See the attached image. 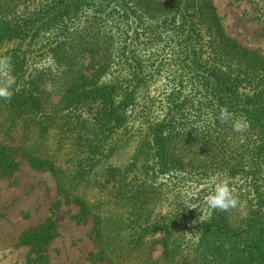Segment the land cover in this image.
I'll return each mask as SVG.
<instances>
[{
    "label": "trees",
    "instance_id": "1",
    "mask_svg": "<svg viewBox=\"0 0 264 264\" xmlns=\"http://www.w3.org/2000/svg\"><path fill=\"white\" fill-rule=\"evenodd\" d=\"M213 1L0 0V169L16 172L18 151L47 166L78 222L93 220L105 264H264V59L225 34ZM114 12L128 29L123 79L106 49ZM151 20L159 36L136 31ZM138 36L166 42L140 61ZM163 48L178 52L166 69ZM91 55L102 63L88 75ZM155 69L160 101L140 93ZM56 236L49 218L23 244Z\"/></svg>",
    "mask_w": 264,
    "mask_h": 264
},
{
    "label": "rangeland",
    "instance_id": "2",
    "mask_svg": "<svg viewBox=\"0 0 264 264\" xmlns=\"http://www.w3.org/2000/svg\"><path fill=\"white\" fill-rule=\"evenodd\" d=\"M213 4L225 34L241 46L257 51L264 59V0H214ZM120 15L121 13L114 12L107 17L106 25L111 28L114 38H108L107 44L110 46L106 49L111 53L109 56L115 58V65L112 64L113 75L123 79L130 75V67L121 54L127 41L128 29ZM85 19L92 25L91 32L99 31L101 37L106 29L97 28L93 16L88 15ZM154 21L144 25L147 29L139 26L136 31H145L150 37L159 36L162 30L153 26ZM81 28L82 25L78 29ZM88 33L90 32L85 31L83 34L91 37L92 43L96 45V40L92 38L94 34ZM138 38L135 40L136 54H131V57L134 55V59L138 58L140 61L147 59L152 52L162 51L161 47L166 42L164 40L161 43L158 39L151 42L150 38L145 40L142 36ZM133 48L132 45L131 49ZM177 55V49L174 51L163 48V59L158 60L155 65L166 69L167 63L172 62ZM118 62L120 63L116 66ZM83 63L88 66L87 74L91 75L96 73L102 62L96 55H91L83 59ZM38 64L36 60V65ZM144 75L147 78L152 73ZM147 80L146 88H141L140 93L148 92L154 100H162L167 91L164 75L155 69L153 78ZM153 115L155 116L154 112ZM133 146L131 144L120 153L119 161L124 162L132 156ZM13 157L19 165L16 172L7 176L0 169V264H105L96 259L98 250L93 234V220L89 217L85 223L78 222L81 207L58 190L50 169L45 165L34 164L21 151L13 153ZM173 202L170 199L158 203L157 211L161 214L168 213ZM49 218L55 222L57 233L52 244L44 250L24 245L25 233ZM44 258L47 259L46 262Z\"/></svg>",
    "mask_w": 264,
    "mask_h": 264
}]
</instances>
